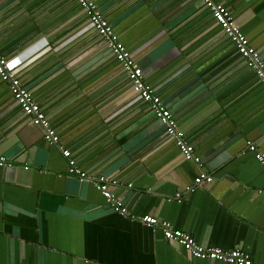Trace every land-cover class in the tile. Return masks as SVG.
<instances>
[{
    "label": "crops",
    "instance_id": "0c3cea01",
    "mask_svg": "<svg viewBox=\"0 0 264 264\" xmlns=\"http://www.w3.org/2000/svg\"><path fill=\"white\" fill-rule=\"evenodd\" d=\"M176 115L210 182L133 89L77 0H0V51L113 210L68 173L0 77V264H229L193 258L146 214L264 264V85L202 0H95ZM264 60V0H218ZM181 193V196H177Z\"/></svg>",
    "mask_w": 264,
    "mask_h": 264
},
{
    "label": "built area",
    "instance_id": "2783aa9c",
    "mask_svg": "<svg viewBox=\"0 0 264 264\" xmlns=\"http://www.w3.org/2000/svg\"><path fill=\"white\" fill-rule=\"evenodd\" d=\"M83 12L87 15L92 26L103 37L121 66L128 72L133 89L139 96L148 103L155 116L163 124L168 136L172 137L184 157L196 164L198 171L194 177V184L187 186L188 190H194L196 186L213 180V176L202 167L201 158L196 154L194 144L190 142L185 132L180 128L175 112L167 107L162 98L148 84L143 75L141 66L134 59L130 49L116 32L113 24L102 13L95 0H77ZM205 6L212 12L216 22L226 31L238 52L246 57L258 78L264 85V60L258 50L251 45L247 35L237 24L229 8L218 0H202ZM0 77L8 83L9 89L22 110L31 118V121L43 128L45 140L50 144L58 145L68 163V173L80 180L91 179L94 185L100 190L108 204L114 211L120 214H127L128 207L112 190L116 180L106 174L91 177L77 164L72 151L61 144V139L56 128L51 124L40 107V104L33 98L32 92L22 84L17 68H14L9 59L0 51ZM248 149L252 151L258 161L264 164V151L251 141L248 142ZM10 164L5 157L0 158V165ZM181 196V193H177ZM142 220L149 226L160 225L164 237L171 242L181 245L193 258L208 261L227 262L229 264H254L252 255L240 247L225 248L221 246L204 244L189 232L172 225L169 220L160 219L156 216L146 214Z\"/></svg>",
    "mask_w": 264,
    "mask_h": 264
}]
</instances>
